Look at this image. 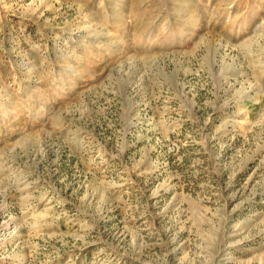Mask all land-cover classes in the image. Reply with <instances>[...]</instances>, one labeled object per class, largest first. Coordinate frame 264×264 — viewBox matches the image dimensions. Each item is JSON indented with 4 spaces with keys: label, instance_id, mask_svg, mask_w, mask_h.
Returning a JSON list of instances; mask_svg holds the SVG:
<instances>
[{
    "label": "rangeland",
    "instance_id": "obj_1",
    "mask_svg": "<svg viewBox=\"0 0 264 264\" xmlns=\"http://www.w3.org/2000/svg\"><path fill=\"white\" fill-rule=\"evenodd\" d=\"M0 264H264V0H0Z\"/></svg>",
    "mask_w": 264,
    "mask_h": 264
}]
</instances>
